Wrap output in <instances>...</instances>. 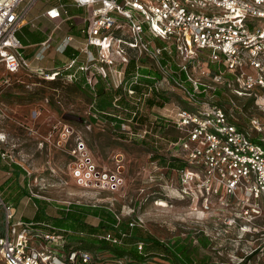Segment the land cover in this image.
<instances>
[{
    "label": "built area",
    "instance_id": "obj_1",
    "mask_svg": "<svg viewBox=\"0 0 264 264\" xmlns=\"http://www.w3.org/2000/svg\"><path fill=\"white\" fill-rule=\"evenodd\" d=\"M35 2L0 0V66L6 71L0 76V93L11 84V76L22 71L50 82H80L91 91L102 80L107 88L124 91L113 100L115 108H121L117 105L121 96L126 103L144 105L152 91L160 90V80L170 81L171 88L161 91L169 97L163 104H170L172 109H166L159 121L176 131L169 135L173 138L168 150L182 166L161 169L176 176L177 196L191 201L194 211L209 212L216 206L219 212L232 213L227 224L240 232L250 230L247 223L264 213V138L252 135L232 120L229 111L218 104L219 99H214L215 94L208 93L210 86L193 77L192 61L206 64L204 72L226 84L233 96L264 99V25L257 24V20H264V0H70L78 8L89 9L88 15L79 18L78 32L83 40L78 54H72L60 68L51 69L31 67L20 51L23 45L19 33L23 27L34 25L28 14ZM43 14L50 20L72 19L61 0ZM73 40V35L65 36L56 50L64 53ZM50 41L49 36L39 44L36 59L44 57ZM131 60L135 66L127 78ZM141 68L155 71L159 78L145 75L154 82H142ZM175 92L181 94V99ZM230 103L233 104L231 98ZM96 115L90 112V119L98 120ZM108 115L114 118L110 124L123 141L157 136L150 133L147 125H138L134 119L137 109L122 108L119 114ZM251 124L257 133L264 131L258 119H251ZM53 128L59 131L57 126ZM86 128L90 130V123ZM72 134L71 127L65 125L53 146L63 147ZM65 152L75 185L105 191H116L122 185L121 159L114 158V168L100 167L78 135ZM0 161L17 166L27 179L26 185L43 188L42 178L30 166L27 155L2 131ZM14 213L15 208L0 192V264H129L125 258H100L84 249L64 248L60 229L44 222L13 220ZM136 224L140 225L129 223L131 227ZM98 238L121 243L109 232ZM137 249L141 254V242ZM131 264L173 263L146 256L145 261Z\"/></svg>",
    "mask_w": 264,
    "mask_h": 264
},
{
    "label": "rangeland",
    "instance_id": "obj_2",
    "mask_svg": "<svg viewBox=\"0 0 264 264\" xmlns=\"http://www.w3.org/2000/svg\"><path fill=\"white\" fill-rule=\"evenodd\" d=\"M54 1L56 0H38L32 13H40ZM194 10L206 12L198 8ZM257 24L264 25V20H257ZM50 30V27L42 25L39 30L26 33L25 38L19 35L23 45L29 44L20 51L30 65L60 68L68 61L69 57L66 54L55 49L64 35L72 33L65 29V26L53 32V40L44 57L33 60L34 54L39 50V41L44 39ZM23 31L26 32V29ZM192 62L193 77L210 86L207 90L209 94H215L214 99L218 98L220 101L232 99L233 104L224 105L232 120L238 126L252 132V135L264 138V131L257 133L251 127V119H258L264 124V99L260 96L257 98L233 96L229 87L227 90L226 84L216 82L212 75L204 72L206 64ZM143 64L149 66L148 63ZM3 74H6V71L0 66V76ZM158 85L159 91L171 88L170 81L166 79L160 80ZM111 90L115 91L112 88ZM1 91L0 131L27 155L30 166L37 176L42 178L43 184V188L40 189L38 186L26 185L25 180L23 192L13 190L11 194H7V185L14 176L11 179V176L3 177L4 179L1 177L0 183L4 184L3 195L10 198L6 197L15 208L13 220L19 218L30 220L36 213H42L45 216L39 220L52 223L54 217L60 215L58 211L62 206L77 204L101 207L112 212L119 222H137L141 225H136L137 227H141L160 241L182 238L186 235L184 241L187 243L190 241L198 243L199 239L206 240L207 245L200 247L198 251V259L242 264L241 256L253 251L255 255L246 260L245 264H264V213L251 223H247L250 230L240 232L227 224L226 219L232 213L219 212L216 206L209 212L194 211L195 207L191 201L177 196L176 176L161 169L158 158L154 160L156 165L151 163L149 157L153 152L165 160L172 158L169 155L168 142L172 140L176 131L168 125L165 131L172 136H164L154 125L166 109H172L170 104L153 106L151 109L146 108L145 104L137 106L128 103L131 108L125 105L127 109H132L131 111L137 109L138 125H147L150 133L157 136L151 135L144 140L123 141L116 131L117 128L112 126L107 118L96 115L97 122H92L90 119V112H93L92 99L87 90L78 88L75 84H66L63 81L50 82L22 71L12 75L11 84ZM118 92L120 95L124 94L122 90ZM120 109L122 108L112 110L113 114H119ZM65 114L73 115L76 119L64 118ZM161 122L163 123V120ZM89 123L90 130L86 128ZM65 125L71 127L73 134L63 147L53 146V140L58 137ZM54 126L59 128L57 133ZM39 131L42 132V136ZM77 135L84 140L90 155L100 167L114 168V158L121 159L123 183L116 191L81 188L73 183L67 167L69 158L65 150L73 144ZM49 139L50 142H47ZM39 142L43 145L39 146ZM18 194L23 195L22 198H14L16 195L18 197ZM42 206L46 209H42ZM87 221L96 224L98 220L88 217ZM206 234L209 240L203 236ZM79 237H83L80 239L81 246H95L92 244L93 237L83 235ZM72 241L78 242V239ZM132 253L136 254L135 251Z\"/></svg>",
    "mask_w": 264,
    "mask_h": 264
},
{
    "label": "trees",
    "instance_id": "obj_3",
    "mask_svg": "<svg viewBox=\"0 0 264 264\" xmlns=\"http://www.w3.org/2000/svg\"><path fill=\"white\" fill-rule=\"evenodd\" d=\"M28 32L29 31L26 29V33ZM43 40L44 39H41L40 41ZM156 43L161 44L159 40H156ZM65 54L67 56H71L69 49L65 51ZM134 66V61L131 60L127 66V78H130L132 76ZM210 67L211 69L215 70L212 65H210ZM139 73L141 75L140 80L148 84H152L154 82V79L145 78V75L154 76L155 79L159 78L158 74L153 70L151 71L145 68H141ZM74 84L76 87L88 91L92 101H94L92 106V110L94 113H96L100 118H107L110 121L114 120V118L109 116L108 113H113L112 110L115 109V106L113 105V100L115 96L118 95V90L112 91L110 88H107L102 80H98L96 82V87L94 91L82 87L80 82ZM132 87L137 91H140L137 86L132 85ZM217 94L219 93L217 92ZM168 100L169 97L165 95L164 91H152L149 97H147L145 100V106L148 109L157 105L162 106L163 103L167 102ZM117 102V105L121 108H126L125 105L129 106V104L126 103L125 99L122 96L118 99ZM228 102L229 101L219 100L218 104L224 107V105H228ZM137 118L139 117H134V119L136 120ZM91 120L94 123L96 122L93 118H91ZM155 127L158 129V132L161 135H168L165 131L166 127L161 121H157ZM140 144H142V141H140ZM263 144L264 143H262V145ZM149 158L151 161H154L156 158H158V164L162 168L167 166H182L178 159L171 158L169 160H165V158L161 157V155L155 152ZM12 167L14 169L15 167L18 168L15 165H12ZM4 168L8 169L9 167L5 166ZM14 175L15 176L13 179H11L10 177L12 183L7 185V194H11L13 190L14 192L15 190L23 192V187L19 184L16 177L18 175L17 172H15ZM3 185L0 186V192L4 200L10 203V201L7 199L9 197L3 195ZM21 196L23 195H19L18 197L16 195L14 198L19 199ZM41 208L46 209L45 206H42ZM59 208L60 209L58 212L60 213V215L58 217H54L52 223L39 220L45 216V214L42 213H36L35 216L30 220L44 222L55 227L56 229H60L58 230V232H61L64 235V248L84 249L93 254L94 257L100 258H125L127 259L129 264L145 261L146 256H156L164 260H168L173 264H221L218 261L211 262L210 260H205V258H197L200 247H205L207 245L206 240L199 239L198 243H192V241L187 243L186 241H184V239L187 237L186 235L182 238H176L168 241H160L154 238L153 236L149 235L147 231L142 230L141 227H137V224L131 227L129 223L132 221L125 223L117 221L112 212L101 207H89L84 205L70 204ZM88 217L97 218V223L93 224L87 221ZM105 232H109L113 236L120 238L121 243L112 244L104 239H99L98 235L103 234ZM122 233H124L125 236H122ZM79 235L93 237L94 240L92 244L95 246H81L82 242H80V239H83V237H79ZM203 236H205L207 240H209L207 234ZM75 238L78 239V242L72 241V239ZM139 242L142 243L141 254H139V251L137 249V245ZM133 251H135L136 254H133ZM250 258L251 257L249 256H245L242 264H245L246 260H249Z\"/></svg>",
    "mask_w": 264,
    "mask_h": 264
},
{
    "label": "crops",
    "instance_id": "obj_4",
    "mask_svg": "<svg viewBox=\"0 0 264 264\" xmlns=\"http://www.w3.org/2000/svg\"><path fill=\"white\" fill-rule=\"evenodd\" d=\"M37 1L38 0H36V2L34 3V5H33V7H32V9H31V11L29 12V14H28V19H32V21H33V26H25V27H23L22 28V30H21V32L19 33V35L22 37V38H25V35H26V32L25 31H23L24 29H27L29 32L31 31V30H39L40 29V27L43 25L44 27H50L51 28V30H50V32L49 33H47V35H46V37L44 38V40H46L49 36L51 37V41L53 40V32H55L56 30H58V29H60L61 27H63V26H65V29H67L69 32H72V33H76V34H69V33H67L66 35H64L63 37H62V39H61V41L63 40V38L65 37V36H67V35H73V37H74V40H73V42L71 43V47L70 48H68L69 49V51H70V53H71V56H72V54H78V50H79V47L81 46V42H82V38L79 36V32H78V27H79V23H80V20H79V18L81 17V16H83V15H88V12H89V9L87 8H78V7H76V6H74V5H72L71 3H70V0H61L63 3H65L66 4V6H67V9H68V13H69V15L70 16H72V19L71 20H65V19H59V20H50V19H48V18H46L45 16H44V11L46 10V9H48L50 6H52V5H55L56 3H57V0L56 1H54V3H52V4H50V5H48L47 7H45L40 13H37V14H34V13H32L33 12V9H34V7H35V5H36V3H37ZM43 40V41H44ZM43 41H39V43H38V46H39V44L41 43V42H43ZM50 41V42H51ZM61 41L58 43V45L61 43ZM34 44V43H33ZM23 45V44H22ZM29 44H27V45H23V47L22 48H24L25 46L27 47ZM57 45V46H58ZM56 46V47H57ZM39 48H40V46H39ZM56 49V48H55ZM67 49V50H68ZM46 52V51H45ZM45 52H44V54H45ZM37 53V52H36ZM35 53V54H36ZM35 54H34V58H33V60H38V59H36L35 58ZM63 54H65V52L63 53ZM71 56H68L69 58L71 57ZM79 58L81 59L82 58V55H79ZM69 60V59H68ZM28 61V60H27ZM29 62V61H28ZM66 63V62H65ZM64 64V63H63ZM62 64V65H63ZM31 67H40V66H33V65H30ZM44 68H48V69H51V68H55V66L54 67H44ZM40 132V135L42 136L43 134H41L42 132L41 131H39ZM44 133V132H43ZM5 166H7V165H5L2 161H0V171L2 172V175L0 176V180H1V177H2V179H4V178H6L7 176H11V178L13 177V176H15L14 174H15V172H17V180H18V182H19V184L23 187V183H24V181L26 180L27 181V179L24 177V175L22 174V172H21V170L19 169V168H16L15 167V169L12 167V166H8L9 168L8 169H5L4 167ZM4 177V178H3ZM2 181V180H1ZM12 183V182H11ZM3 185V183L1 184L0 183V186H2ZM23 195H25V193L23 194ZM20 198H22V196L20 197ZM19 198V199H20ZM29 198H31L30 196H29Z\"/></svg>",
    "mask_w": 264,
    "mask_h": 264
},
{
    "label": "flooded vegetation",
    "instance_id": "obj_5",
    "mask_svg": "<svg viewBox=\"0 0 264 264\" xmlns=\"http://www.w3.org/2000/svg\"><path fill=\"white\" fill-rule=\"evenodd\" d=\"M253 250H254V249H253ZM254 251H255V250H254ZM252 255H253V256L255 255V253H253V251H251V252H249V253H247V254L244 253V255L241 256V259L243 260L245 256H246V257H247V256L252 257Z\"/></svg>",
    "mask_w": 264,
    "mask_h": 264
},
{
    "label": "water",
    "instance_id": "obj_6",
    "mask_svg": "<svg viewBox=\"0 0 264 264\" xmlns=\"http://www.w3.org/2000/svg\"><path fill=\"white\" fill-rule=\"evenodd\" d=\"M63 117H64V118H69V119H76L75 116H73V115H69V114H65Z\"/></svg>",
    "mask_w": 264,
    "mask_h": 264
},
{
    "label": "bare ground",
    "instance_id": "obj_7",
    "mask_svg": "<svg viewBox=\"0 0 264 264\" xmlns=\"http://www.w3.org/2000/svg\"><path fill=\"white\" fill-rule=\"evenodd\" d=\"M174 94H177V99H181L180 97H181V94L179 93V92H175Z\"/></svg>",
    "mask_w": 264,
    "mask_h": 264
}]
</instances>
